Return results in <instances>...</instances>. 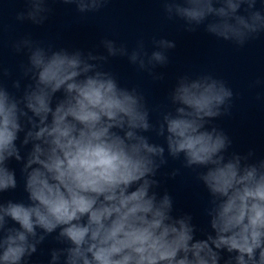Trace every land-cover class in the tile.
<instances>
[{
    "label": "clouds",
    "instance_id": "9594fccd",
    "mask_svg": "<svg viewBox=\"0 0 264 264\" xmlns=\"http://www.w3.org/2000/svg\"><path fill=\"white\" fill-rule=\"evenodd\" d=\"M257 2L161 0L167 19L179 18L185 31L203 25L239 47L264 33ZM62 3L83 14L109 0ZM26 4L16 19L43 24L48 0ZM152 43L157 50L149 54L143 40L129 51L104 39L107 55L86 56L80 49H45L27 37L13 44L16 52H28L21 71L30 82L19 97L0 84V193L17 188L7 162L23 161L27 200L0 202V264H28L37 245L57 230L54 239L65 246L51 250L49 264H61V257L62 264H221L222 252L228 253L223 264H264V159L250 162L253 151L226 155L232 141L212 124L229 114L231 88L212 74L179 76L168 96L174 112H162L152 124L143 94L103 70L109 57H127L162 79L153 69L168 63L166 51L176 45L164 38ZM12 87L19 91L20 80ZM57 92L63 95L53 107ZM147 132L164 144L150 142ZM30 143L25 160L20 149ZM165 145L174 160L183 154V167L196 171L209 193L205 211L214 234L204 231V239H195L190 214L174 217L171 196L165 191L158 199L153 190L167 163Z\"/></svg>",
    "mask_w": 264,
    "mask_h": 264
}]
</instances>
